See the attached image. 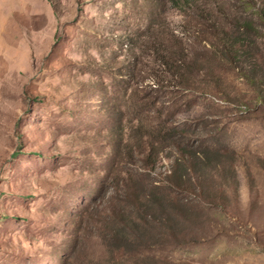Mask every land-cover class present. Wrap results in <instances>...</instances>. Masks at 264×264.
<instances>
[{"label":"rangeland","instance_id":"1","mask_svg":"<svg viewBox=\"0 0 264 264\" xmlns=\"http://www.w3.org/2000/svg\"><path fill=\"white\" fill-rule=\"evenodd\" d=\"M179 1L0 0V264H264V0Z\"/></svg>","mask_w":264,"mask_h":264},{"label":"trees","instance_id":"2","mask_svg":"<svg viewBox=\"0 0 264 264\" xmlns=\"http://www.w3.org/2000/svg\"><path fill=\"white\" fill-rule=\"evenodd\" d=\"M181 0L178 2L180 3ZM163 59V64L165 67H167L169 70L172 72H175V77L178 79L179 87H184V88H191L190 79L188 75H186L184 72L187 70H190V64L192 61L188 57H172L171 55L167 54L166 57H162ZM155 150L153 151H148L147 152V157L152 158L154 157ZM184 154V153H182ZM185 155V154H184ZM130 183L132 184L131 180H128V192L130 191Z\"/></svg>","mask_w":264,"mask_h":264}]
</instances>
